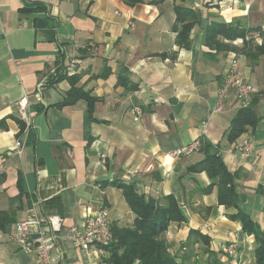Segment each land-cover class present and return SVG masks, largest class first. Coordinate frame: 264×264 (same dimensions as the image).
Here are the masks:
<instances>
[{
	"label": "crops",
	"instance_id": "1",
	"mask_svg": "<svg viewBox=\"0 0 264 264\" xmlns=\"http://www.w3.org/2000/svg\"><path fill=\"white\" fill-rule=\"evenodd\" d=\"M27 5L44 6L46 12H22ZM176 7L197 16L189 48L177 44ZM220 24L248 33L209 41L208 30ZM263 44L264 0H144L134 6L125 0H0V264H40L9 238L32 207L44 219L64 220L56 264H105L104 249L84 255L68 230L102 209L112 226L133 225L135 214L114 182L135 183L147 197L175 196L189 219L173 223L165 235L174 254L186 258L188 250L181 246L192 240L190 232L210 224L212 231L201 233L210 237V250L221 264H257L254 237L228 217L236 210L218 204L217 188L202 192L210 184L206 173L188 174L205 154L180 159L172 154L200 138L219 147L229 172L238 175L241 210L264 230ZM234 59L255 90L260 122L230 143L228 132L240 111L237 98L231 95L222 112L213 110ZM72 61L70 76L81 77L77 87L100 99L97 121L84 100L58 106L68 97L70 79L45 87L43 99L36 95L40 84ZM122 76L136 90L124 87ZM26 94L33 124L22 133L17 104ZM134 107L143 110L139 121ZM245 139L254 142L253 154L236 148ZM17 140L24 144L20 155L13 153ZM233 242L238 249L230 256L226 250ZM194 248L204 264H215L200 242Z\"/></svg>",
	"mask_w": 264,
	"mask_h": 264
},
{
	"label": "trees",
	"instance_id": "2",
	"mask_svg": "<svg viewBox=\"0 0 264 264\" xmlns=\"http://www.w3.org/2000/svg\"><path fill=\"white\" fill-rule=\"evenodd\" d=\"M125 1L128 5L134 6L144 0ZM176 10L177 21L174 30L178 33L177 44L181 48H189L191 31L198 22L197 16L190 9L176 7ZM22 12L45 13L46 8L44 6L27 5ZM247 33V31H240L236 26L220 24L208 30V40L213 41L217 37L222 36L224 39L233 41L238 38H245ZM263 48L264 44L261 50ZM162 56L166 57L167 55L164 54ZM123 72L128 74L127 69H124ZM52 76V78L46 80L45 87L53 85L61 79H70L72 85L67 99L58 104V106L73 105L80 100H84L88 104L89 116L93 121H97L94 119V113L95 106L100 99L93 96L91 91L87 92L83 88L77 87L81 79L80 75L74 74L70 76L64 68L62 72H56ZM120 81L128 90H136L129 77L122 76ZM256 105L254 98L248 109H242L238 112L228 132L227 138L230 143L236 142L249 128H255L258 125L260 118L255 111ZM17 121L23 133L26 125L20 119H17ZM200 140L202 142L200 152L204 153L205 157L200 162L190 166L188 174L206 173L208 175L210 184L201 188L202 192L209 195L217 188L218 204L236 210V213L228 215L229 219L239 222L242 225L243 233L254 237L256 263L264 264V230L240 208L243 198L237 183L238 175L229 172L219 147H214L201 138ZM113 185L123 190L125 200L135 214V221L129 227L119 228L112 226L113 241L103 248L108 254L105 264H187L185 257L171 252L173 246L165 238L173 223L182 224L188 222L189 219L175 196L169 195L156 199L141 194L135 183L128 185L114 182ZM190 239L192 240L181 247H186L189 251V249H194L195 244L200 242L204 247L203 250L214 257V263L221 264L215 253L210 250V237L199 231L192 230Z\"/></svg>",
	"mask_w": 264,
	"mask_h": 264
},
{
	"label": "built area",
	"instance_id": "3",
	"mask_svg": "<svg viewBox=\"0 0 264 264\" xmlns=\"http://www.w3.org/2000/svg\"><path fill=\"white\" fill-rule=\"evenodd\" d=\"M130 28H135V23L128 18ZM76 62L72 61L66 69V73L71 75L75 72ZM45 82L40 84L36 90L38 98L43 99V91ZM255 90L253 86L239 73L238 59H234L226 71L222 86L219 90V105L213 110V113L222 112L224 103L230 99L231 95H235L239 102V109H248L254 99ZM31 100L26 94L18 102L19 119L25 123V131L29 130L33 124V116L31 112ZM132 114L135 121L142 118L143 110L140 107H134ZM16 150L14 154L20 155L23 151L24 144L22 140L15 143ZM236 148L243 154H253L256 146L253 141L245 139L235 144ZM202 142L200 139L195 140L191 144L176 150L172 155L175 158H183L200 152ZM72 156V153H69ZM107 155L102 156V160H107ZM29 217L20 221L15 225L12 234L9 236L10 241L17 245L25 254L34 256L40 264H56L53 254L58 249L59 243L63 240L62 232L64 220L59 216L44 219L40 216L37 207L28 210ZM212 231L210 224H204L200 228V232L209 234ZM68 236L72 241L75 249L89 256L94 247L108 246L113 241L112 220L107 210L102 209L96 214H85V221L81 225H76L68 230ZM237 242L231 243L227 248V253L234 256L237 253Z\"/></svg>",
	"mask_w": 264,
	"mask_h": 264
},
{
	"label": "rangeland",
	"instance_id": "4",
	"mask_svg": "<svg viewBox=\"0 0 264 264\" xmlns=\"http://www.w3.org/2000/svg\"><path fill=\"white\" fill-rule=\"evenodd\" d=\"M197 154V153H195ZM105 251V249H104ZM173 253V252H172ZM108 255V254H107ZM199 255L197 254V249L194 248V249H189L188 253H187V257H186V260L187 262H190L188 264H204V259H203V256H201L200 258H197ZM108 257V256H107ZM106 257V258H107ZM197 259L196 261H193L192 259Z\"/></svg>",
	"mask_w": 264,
	"mask_h": 264
}]
</instances>
